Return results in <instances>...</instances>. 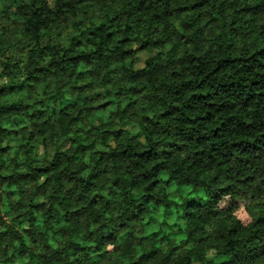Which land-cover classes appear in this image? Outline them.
<instances>
[{
	"label": "trees",
	"instance_id": "1",
	"mask_svg": "<svg viewBox=\"0 0 264 264\" xmlns=\"http://www.w3.org/2000/svg\"><path fill=\"white\" fill-rule=\"evenodd\" d=\"M0 264H264V0H0Z\"/></svg>",
	"mask_w": 264,
	"mask_h": 264
},
{
	"label": "rangeland",
	"instance_id": "2",
	"mask_svg": "<svg viewBox=\"0 0 264 264\" xmlns=\"http://www.w3.org/2000/svg\"><path fill=\"white\" fill-rule=\"evenodd\" d=\"M146 56L144 54L139 55V59L141 60L140 65H142V62Z\"/></svg>",
	"mask_w": 264,
	"mask_h": 264
}]
</instances>
